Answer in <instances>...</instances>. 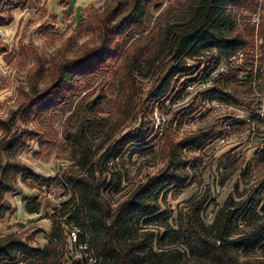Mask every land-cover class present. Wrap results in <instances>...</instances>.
Instances as JSON below:
<instances>
[{"label":"trees","instance_id":"16d2710c","mask_svg":"<svg viewBox=\"0 0 264 264\" xmlns=\"http://www.w3.org/2000/svg\"><path fill=\"white\" fill-rule=\"evenodd\" d=\"M28 2L0 0V28L11 25L14 11L26 8ZM154 3L155 0H106L104 13L94 11L89 22L90 32L98 35L99 46L86 48L73 61L57 65L59 76L51 86L39 91L34 85L33 97L27 105L19 106L8 119L0 118V221L14 212L7 195H22L25 185L36 190L55 185L71 194L69 200L50 214L51 230L44 248L33 247L15 233L0 236V264H81L79 261L68 262L65 255L62 244L70 237L69 227L78 230L76 240L84 243V255L96 260L95 264H181L180 250H167L179 242L192 255L207 260L209 264H250L242 260L243 254L264 246V221L260 223L264 181L247 198L234 202L235 205L230 196L209 228L201 220L202 207L197 215L193 213L189 219L182 218L178 230L169 222L173 215L166 209L169 198L181 195L197 180L202 162L198 153L222 135L215 128L172 143L167 148L165 168L138 184L115 208L108 206L102 197L104 183L101 177L112 173L121 187L127 176L126 159L149 154L153 150L154 138L149 128L136 127L125 137L113 141L99 156L104 147L94 149L93 140L104 130H100L102 119L99 115L107 98L105 94L89 108L90 117L86 124L75 132L66 131L64 135V144L71 150V160L80 173L44 177L36 174L21 157L30 139L36 137L42 146L43 137L32 131L20 135L17 122L27 123L49 114L79 92L82 80L112 69L128 51L131 36L148 29L149 10ZM253 4L254 1L250 0H189L182 20L167 22L164 28L154 30L157 35L148 37L145 43L136 47L133 55L122 62V109L123 106L128 111L134 108L137 76L148 77V73L160 72L162 77L154 99H169L180 93L182 80L199 68L190 62L196 63L205 53L215 52L218 59L231 58L239 52L247 53L250 41L248 34L238 29L236 9ZM82 20L84 22L85 18ZM8 51L9 45L0 35V56ZM47 63L43 58L38 59L39 76L45 74ZM169 63L172 66L163 77ZM200 96L205 101L241 105L223 89L209 90ZM198 107L190 106L186 115L194 113ZM258 119L264 125V119ZM248 168L251 170V166ZM40 207L38 197L25 203L29 214L40 213ZM240 222L252 226V230L234 237ZM155 225L164 229L163 237H156L153 231L139 232L141 226ZM208 229H211V236L207 235Z\"/></svg>","mask_w":264,"mask_h":264},{"label":"rangeland","instance_id":"374dc122","mask_svg":"<svg viewBox=\"0 0 264 264\" xmlns=\"http://www.w3.org/2000/svg\"><path fill=\"white\" fill-rule=\"evenodd\" d=\"M250 1H254V4L236 9L238 29L248 34L250 41L247 53L236 55L233 59H218L215 52L205 53L196 63L190 62L199 68L196 73L182 80L180 93L171 95L169 99H154L162 77L160 72L148 73V77L136 75L137 97L133 110L128 111L124 106L122 109L120 100L122 62L133 55L136 47L145 43L148 37H155L157 33L154 30L164 28L167 22L182 20L189 2L155 0L149 10L148 29L131 36L128 51L112 69L103 70L82 80L79 92L67 99L66 103L55 107L49 114L27 123L22 120L17 122L20 135L32 131L43 137L42 146L38 144L36 137L27 142V149L21 153L23 161L36 174L44 177L62 176L68 172L80 173L77 165L71 160V150L64 144V135L66 131L75 132L79 126L86 124L85 121L90 117L89 108L105 94L107 98L99 115L102 119L100 130H104L93 140L94 149L104 147L103 150L100 149L99 156L113 141L136 127L149 128L154 138L153 150L149 154L134 155L126 159L127 176L121 187L112 173L101 177L104 183L102 197L108 206L115 208L138 184L165 168L168 161L167 148L172 143L215 128L222 132V135L198 153L202 162L197 180L181 195L170 197L166 208L173 212L169 222L178 230L182 218L189 219L193 213L197 215L199 207H202L200 217L209 228L230 196L233 197V203L240 202L264 181V125L258 119H264V0ZM29 2L15 40H12L11 31L0 32L3 34V41L10 47L7 72L3 73L4 77L0 80V87L5 90V98L0 100L2 119H8L19 106L27 105L31 101L34 85L39 91L51 86L59 76L57 65L73 61L86 48L99 46L98 35L90 32L89 22L94 11L104 13L106 0L84 3V8L87 6L88 9L81 15H74L72 9L78 11L77 8L80 7L76 6L74 0H64L61 3L63 7L72 2L74 5L71 4L70 9L64 11L59 19L55 16L48 17L39 0H36L37 4ZM254 14L260 18L258 23L253 22ZM82 18H85L84 22ZM39 58L48 62L43 76L38 75ZM171 66L172 63L167 65L163 77ZM213 89H223L231 93L241 105L228 106L217 101L203 100L200 95ZM192 105L199 107L194 113L186 115ZM248 166H251V170ZM70 196L68 190L55 185L50 188L43 187L42 190L31 189L25 185L22 195H7L14 212L9 213L11 217L7 214V219H4L5 226L1 236H5V232L15 233L23 236L33 247L44 248L51 229L49 216L69 200ZM35 197L39 198L41 211L39 215L31 216L30 220L25 218V203ZM260 209L262 223L264 203ZM14 220L16 223L13 226ZM141 228L139 232L153 231L156 237H163L165 234L164 229L156 225ZM251 230L252 226L240 222L234 237L247 234ZM77 231L69 227L70 237L63 241L67 261L95 264L96 260L88 254L84 255V243L77 241L73 236ZM207 235L211 236V229H208ZM171 249L180 250L181 264H209L207 260L192 255L180 242L167 247V250ZM242 260L250 264H264V246L245 252Z\"/></svg>","mask_w":264,"mask_h":264},{"label":"crops","instance_id":"0c3cea01","mask_svg":"<svg viewBox=\"0 0 264 264\" xmlns=\"http://www.w3.org/2000/svg\"><path fill=\"white\" fill-rule=\"evenodd\" d=\"M29 1H33L34 3H36V0H29ZM39 1L41 2V4H40L41 7H44L45 11H47L46 14H47L48 17L49 16L50 17L51 16H55L58 19L62 16V14L64 13V11H68L70 9L71 4L74 5L73 2H72L67 7H63L61 5V3L64 2V0H47V2L45 0V2H43V3H42L41 0H39ZM88 1L90 2L91 0H74V3H76V6L77 5L80 6L79 8H77L78 11L75 10V9H72L75 12L74 15H81V14H83L86 11V9H88L87 6H86V8H84L83 4L84 3H87ZM29 3L30 2H28L26 8H24V9H18L16 11H14V21H13V23L11 25L7 26V27H1L0 28V32L1 33H5L7 31H11L12 32V35H13V37H12L13 39L12 40H15V37H16V35H17L18 31H19V28H20V24L22 23V18H23L24 15H26V9H27ZM72 8H74V6H72ZM1 33H0V35L2 37L3 34H1ZM8 35H9V32L7 34V37H8ZM2 41H3V38H2ZM4 43L8 44L7 42H4ZM9 51H10V47H9ZM9 51L7 53L3 54L2 56H0V80H1V78L4 77V74L3 73H6L7 72V67L9 65V61H10L9 60V53H10ZM0 86H2L1 83H0ZM4 92H5V90H3V88L0 87V100L5 98ZM37 214L39 215V213H37ZM37 214H29L28 212H25V218L31 220L32 218H30V217L33 216V215H37ZM9 215L11 217V214H9ZM12 217H13V215H12ZM15 223L16 222L14 220V222L12 223V225L14 226ZM4 226H5V224H4V219H3V220L0 221V236H1V233L3 232L2 230L4 229ZM12 231L14 232V230H12ZM9 233L11 234V232H5L4 235H8Z\"/></svg>","mask_w":264,"mask_h":264},{"label":"built area","instance_id":"2783aa9c","mask_svg":"<svg viewBox=\"0 0 264 264\" xmlns=\"http://www.w3.org/2000/svg\"><path fill=\"white\" fill-rule=\"evenodd\" d=\"M259 20H260V18H259L258 16H256V14H254V16H253V22H254V23H258ZM241 53L243 54V52H239L237 55H241ZM234 57H235V56H234ZM229 59H233V57H231V58H229ZM207 64H209V62H208ZM207 66H208V65H207ZM73 236H74L75 239H76V235H75V233L73 234ZM21 264H23V263H21Z\"/></svg>","mask_w":264,"mask_h":264},{"label":"water","instance_id":"95a60500","mask_svg":"<svg viewBox=\"0 0 264 264\" xmlns=\"http://www.w3.org/2000/svg\"><path fill=\"white\" fill-rule=\"evenodd\" d=\"M127 135V134H126ZM126 135H124L123 137H125Z\"/></svg>","mask_w":264,"mask_h":264}]
</instances>
